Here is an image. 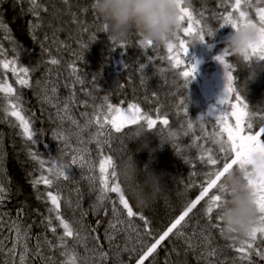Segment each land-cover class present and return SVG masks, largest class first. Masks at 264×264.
Listing matches in <instances>:
<instances>
[{
	"label": "trees",
	"instance_id": "trees-1",
	"mask_svg": "<svg viewBox=\"0 0 264 264\" xmlns=\"http://www.w3.org/2000/svg\"><path fill=\"white\" fill-rule=\"evenodd\" d=\"M256 2L257 0H252L253 5ZM92 3L84 6L81 0H67V2L65 0H41L39 3L41 7L49 9L46 16H41V18L45 17V20L31 17L24 21L20 12L25 11L26 0H0V22L5 26L0 28V60L11 61L18 57L17 67L29 68L31 87H22L17 84L16 77L3 68H0V81L11 84L17 90L16 94L20 92L24 95L23 99L18 101V110H21V114L26 118H31L37 140L36 144L26 141L19 122L5 112L8 100L15 101L14 97L6 98L0 93V185L6 189L4 202L8 209L6 226L15 227L17 224L22 235L26 234V238L36 239L34 243L40 244L37 252L48 258L44 264H65L67 257L63 253L66 249L75 253L76 264H95L94 261L89 260V249L99 258V263L113 264L103 262L104 258L101 259L99 255L101 251L106 253L104 248L108 242L107 238L101 234V229L103 224H109V221L115 219L111 212L112 201H116L118 205L116 194L109 193L110 199L105 200L102 206L97 200L94 202L97 206L94 212L82 216L83 211L81 210L84 207L82 196L86 189L78 176L79 173L73 167L68 170L70 179L66 181L61 179L51 189H46L43 184L35 188L32 186V180L41 175L42 169L39 168V163L28 155L29 151L36 152L41 159L50 162V165L45 168L50 167L52 163L59 165L70 163L64 151L63 139L54 138L60 136L59 121L51 107L40 100V83L44 77L48 75L55 77L54 81L58 80L59 90L69 91L70 99L74 93V99L71 101L75 102L77 108L75 116L80 125L75 129L81 139L88 144L92 158L98 166L101 154L95 141L91 139L92 134L96 132V126L86 128L82 132L81 128L84 127L86 119L91 118L104 105L105 96L108 97V103L116 106L126 107L128 103H136L143 111L153 116L156 115L157 108L160 109L161 116L167 113L169 119L167 129L175 133L169 144L161 146L158 138L150 132L135 141H127L126 138V142L118 146L119 134L113 132L110 145H105L103 148V155H111L116 166L127 157L130 151L138 167L147 166L155 174L163 176L161 193L147 209L136 207L119 181L131 206L137 212V216L132 218L134 224L142 226L143 222L139 220V214L145 215L151 222L154 235L166 230L170 222L198 195L200 185L204 181V173L210 168L199 159L202 152L200 145L213 148L218 158L223 155L210 141L203 138L197 141L198 151L194 150V146H189L193 145L196 136L203 137L204 135L197 121L198 117H205L204 130L208 134L213 132L215 123V118L207 115L212 106L203 99L201 80L197 73L185 88L183 78L178 75L184 66L182 65L180 69L170 66L166 58L167 50L163 44L147 49L139 47V36L136 32L131 33L125 42L127 45L125 48L121 49L119 45L113 48L105 32L99 30L103 22L95 14L93 8L90 9ZM183 3L190 8L194 18L201 19L203 24L213 31L218 30L222 21L214 14L225 11L220 6V0H183ZM260 6H264V3ZM244 9L255 21V8L245 7ZM201 13H203L202 16ZM30 19L33 21L32 24ZM36 24L41 25L42 28L35 27ZM184 26L186 22L182 25ZM227 27L219 29L214 37H206L205 42L198 43L189 50L191 55L197 48L200 49L199 53L205 59V64L201 69L206 73L213 71L214 62H217L214 57L225 48V42L230 36L231 29L229 26V31H227ZM25 28L29 33L27 39L22 38ZM93 36L95 39H92ZM181 37L189 39V37H183L182 33ZM60 53L61 55L58 56ZM53 58L59 63L52 65L50 60ZM126 58L132 59V63L123 68L121 61ZM228 62L233 65V75L237 83L247 81L257 65L255 79L247 83L246 91L241 94L249 105V111L256 117L254 126H259L260 117H264V61L257 63L253 59L251 63H248L230 53ZM141 65L145 66L143 72H141ZM73 66L77 69L75 75L72 71ZM114 68L118 69V74L113 72ZM77 75L84 80V84L76 82ZM169 79L173 80L168 82ZM73 82L75 90L72 89ZM65 84L68 86L67 90L64 89ZM127 86H130L129 92L121 101L120 98L126 92ZM181 100L184 101V105L178 108L177 105ZM185 107L188 109L187 113H185ZM83 113H87V117L82 115ZM189 121L194 123V130L185 135ZM161 128L165 127L158 126L154 130ZM105 131L107 132V128ZM74 139L71 136L72 142ZM130 145L135 146L128 150L127 146ZM124 153L125 156L122 158ZM43 174L48 175L47 172ZM49 190L53 193L59 192L62 216L80 233V239L67 238L65 247H60L58 239L63 235V229L58 221H55V213L48 212V208L52 207L50 201L46 196L41 198L37 194V192ZM65 193H68L66 197ZM177 193H183V195L178 196ZM99 195L98 191L95 199ZM86 201H89V198ZM118 207L122 208L119 205ZM204 207L205 202L201 201V204L186 218L187 227L183 229L185 237L177 238L175 235H170L171 238H175L176 246L175 242L174 244H163L145 264H198V254L192 251V248L187 249L185 238L194 236L192 238L194 243L197 240L203 242L201 231L205 236L211 233L210 245L221 255L224 254L226 257L224 258L229 261L228 264H247V261L242 262L238 259L239 254L232 247V245L238 247L241 239L226 238L221 235L218 228L211 227L204 215ZM21 208L23 212L18 216L17 212ZM38 208L43 209L41 219L40 221L36 219V225H32L34 221L30 219L32 215L35 217L39 215ZM75 212H78V216H74ZM23 214L26 217L22 220ZM49 215L53 218L52 226L57 228L55 234L47 225L46 218ZM216 217L217 213H214L213 224L216 223ZM91 223L94 224L95 229L90 225ZM1 227L0 220V234L3 231ZM15 237L16 232L14 231L11 240L14 241ZM0 246L3 247V245ZM3 248L4 252L0 253V262H9L7 251L5 247ZM254 248L264 251V241L258 238ZM37 252L35 251V254ZM252 262L253 264H264V260L256 256L254 252Z\"/></svg>",
	"mask_w": 264,
	"mask_h": 264
},
{
	"label": "snow or ice",
	"instance_id": "snow-or-ice-1",
	"mask_svg": "<svg viewBox=\"0 0 264 264\" xmlns=\"http://www.w3.org/2000/svg\"><path fill=\"white\" fill-rule=\"evenodd\" d=\"M67 2V0H65ZM178 11L180 13V22L181 29L179 39L174 42H166L164 47L167 50V60L169 64L174 69H180L181 66H184L182 71L178 72V75L181 76L184 80V87L187 88L191 83L192 79L195 78L197 72V65L199 61L193 59L189 61L186 57L189 54V45L187 40L181 37H190L192 35H198L201 39V43L205 42L206 37H214L216 32L224 28L225 26H230L233 30H238L241 26L244 25H253L257 28L258 38L254 44L248 46L244 53H242V60L248 63H251L253 59L258 63L259 61H264V6H260L264 3V0H257L256 4L252 6V0H234L233 3H229L228 0H220V6L225 9L224 12L215 13L214 15L218 17L222 23L219 24V28L216 31L207 27L203 24V21L198 18H194L190 8L183 3V0H177ZM32 8L30 11L39 18V12L37 9L41 7L38 3V0H31ZM246 5L249 7L255 8L256 17L258 20L254 21L250 18L249 13L243 10ZM46 10V9H45ZM203 13H201V16ZM186 22V26L182 25ZM5 27L2 22H0V28ZM35 27H39V24H36ZM100 31L106 32L107 25L101 24ZM139 41L138 46L141 48L155 47L151 41H145L143 37L138 33ZM95 39V36L92 37ZM127 45L126 43L120 44L118 47L123 49ZM116 45H113V48H116ZM230 52L224 48L214 59L222 65L223 75L225 80V86L221 98L218 100V104L211 108L208 112L209 117L215 118L214 130L211 134H208L204 130V121L205 117L200 116L197 118V121L200 124L201 132L204 133L203 137L196 136L193 140V146H196L197 141L200 139H205L210 141L217 149V151L222 155V157H217L213 148L205 147L200 145L202 152L199 159L210 166L209 170L204 173L205 179L200 185L199 193L195 199L191 200L180 212L178 216L173 219L169 226L159 234L158 237L153 238V242L145 243L144 237L152 236L151 222L143 214H139V220L143 222V225H135L132 218L137 216V212L134 211L131 206L129 199L126 197L125 192L119 183L116 175V164L111 155H103V148L105 145H110L112 139V133L116 134H125L131 126L143 123L148 129H156L158 126H163L165 128L169 125V119L167 113L163 116L160 114V109L157 108L156 115L153 116L148 112H145L141 107L136 103H128L126 107L116 106L111 103H108V97H104V105L100 107L93 114L91 118L86 119L85 125L81 128V132L90 128L93 125L96 126V132L92 134L91 139L95 141L97 149L101 154V159L99 160V184H100V195L97 197V200L103 202L110 199L108 196L109 193L116 194L118 198V207L116 201H112V215L115 218L114 221H109V228L105 230V237L108 239L111 244L115 240V233L117 231L118 225L126 224L128 228L135 233L136 240L133 241V236L129 233L125 234V246L123 247L124 252L136 253L137 248L135 244H140L139 253L135 259V264H145L146 261H149L150 257H153V254L156 253L158 246L162 244L170 235H175L177 238L185 237L183 229L187 227V220L190 214L198 205L201 204V201L205 202L204 215L207 218L211 227L218 228L221 235H223L224 229L221 227V222L219 217H216V223H212L213 214L217 213L220 204L224 200V194L219 189V181L222 176L230 169L241 168L248 169L252 167L254 172L249 178L247 172L245 174V180L247 186L252 191L255 196V203L258 209V218L256 226L248 234L247 238L240 241V245L237 247L232 245L235 248V251L239 254L238 259L242 262L247 261V264H253L252 254L255 253L261 260H264V251L254 248L255 241L259 238L264 241V163L259 166L255 165L254 158L260 157L264 159V117H260L259 126H254V120L256 117L253 113L249 111V105L243 98L242 94L237 91L233 82L235 77L233 75V65L228 62V57ZM17 58H13L11 61L0 60V68H3L6 72L10 71L13 76L16 77V83L22 87H31L29 79V68L27 67H17ZM52 65H56L59 61L55 58L50 60ZM145 66L141 65V72H143ZM73 75L76 74L77 69L72 67ZM163 71V69L161 70ZM76 82L84 84L78 75L76 76ZM39 85V82H37ZM47 92V89L44 90ZM17 90L12 87L11 84L6 83L5 81H0V93H4L5 97H15V101L9 99L8 106L5 109V112L14 117L19 122V127L22 130V135L25 137L26 141L36 144L37 140L35 139L36 133L33 130L31 118H26L21 114L19 109V97L16 96ZM53 95L56 93V89H52ZM71 99H74V93L72 94ZM44 102H51V97L45 95ZM181 105H184V101L181 100L180 104L177 105L179 108ZM53 107H56L54 104ZM185 113L188 109L185 107ZM67 115L69 111L68 104L65 103L64 108L61 110ZM82 115L87 117V113ZM58 118L63 121L64 116H58ZM67 118L71 121L73 125L80 127L77 120L73 119L70 115ZM107 128V132L105 129ZM194 130V123L189 121L187 124V130L185 135H188ZM59 139H67L62 133L59 137H54ZM84 152H87V149H84ZM28 155L34 160L37 161L42 169L41 175L32 180V186L35 188L40 184L45 185L46 189H51L58 181L61 179L68 180L70 175L68 170L73 165H79L83 168L86 163L85 157L83 154L73 156L70 163L66 166H60L59 164L52 163L50 167L45 168L46 161L41 159L36 152L29 151ZM89 167H92L89 165ZM43 172H47L48 175H44ZM195 175V173H193ZM95 182L96 177L92 178ZM6 198V189L4 186H0V205L4 204ZM39 198V197H38ZM46 198L50 201L52 207L48 208V212L55 213V221H58L59 226L63 229V235L58 239L60 241V247L66 246L67 238L80 239V233L74 229L72 224L64 219L60 212L61 208V196L59 192L53 193L52 191L46 192ZM94 210L97 208L96 205L93 206ZM23 212V208L19 209L17 215L19 216ZM126 213V218L121 219L122 216ZM47 225L50 228L53 234L56 233L57 228L53 225V218L49 215L47 218ZM111 231L112 234H109ZM16 237L12 244V247L7 250L8 255L13 259V264H15V257L17 255L18 247L22 248V251L18 253L19 255V264H27V258L29 253V248L27 243H22L26 239V234L21 233L19 225L15 227ZM201 236L204 240L205 248L210 247L211 243V233L205 236L203 231H201ZM98 239V238H97ZM39 241V237H37ZM47 242V241H46ZM50 244V242H48ZM185 243L189 248H192L191 237L185 238ZM128 244H133V247H128ZM0 245H3V241L0 240ZM40 248V244L37 243V249ZM4 252V248L0 246V253ZM36 255H40L39 252ZM67 257L65 264H76V255L74 252H69L67 249L63 253ZM101 259L106 258L107 253H99ZM216 255L215 249H210L207 251L206 255L203 257L207 260L208 264H213L211 257Z\"/></svg>",
	"mask_w": 264,
	"mask_h": 264
},
{
	"label": "clouds",
	"instance_id": "clouds-1",
	"mask_svg": "<svg viewBox=\"0 0 264 264\" xmlns=\"http://www.w3.org/2000/svg\"><path fill=\"white\" fill-rule=\"evenodd\" d=\"M247 7L249 6L246 5ZM92 8L103 24L107 25L105 34L112 45L125 43L132 32L139 33L145 41H151L154 45H164L179 39L181 22L177 0H93ZM257 38V28L251 24L244 25L230 34L226 39L225 48L232 55L242 58V53L249 45L254 44ZM187 43L189 48H193L201 43V39L198 35H192ZM256 71L257 65L247 81H234V88L244 93L247 83L255 79ZM150 132L158 138L161 146L169 144L175 135L171 129L150 130L143 123H138L131 126L125 136L127 141H135ZM254 162L259 166L264 163V159L255 157ZM246 172L251 178L254 169H230L219 181L224 200L219 206L217 216L224 229L223 235L229 239L239 237L244 240L256 226L258 209L255 196L245 180ZM116 175L136 207L140 209L150 207L161 193L163 176L155 174L147 166L138 167L130 151L127 157L117 164Z\"/></svg>",
	"mask_w": 264,
	"mask_h": 264
},
{
	"label": "rangeland",
	"instance_id": "rangeland-1",
	"mask_svg": "<svg viewBox=\"0 0 264 264\" xmlns=\"http://www.w3.org/2000/svg\"><path fill=\"white\" fill-rule=\"evenodd\" d=\"M234 0H229V3H233ZM245 10V9H243ZM255 21H257V17L256 14L254 15ZM227 31H229V26L227 27ZM234 30L231 28L230 29V34L233 32ZM229 34V35H230ZM200 49L197 48L194 52H192V56L190 54H188L187 56V60L192 61L193 59H195L196 61H199L198 65H197V76L199 78V80H201V89L203 92V99L204 101L211 105L213 108L214 106H216L218 104V100L221 98L222 94H223V90H224V86H225V80H224V75H223V67L221 66V64L214 62V67H213V71L211 73H206L205 70H202L201 67L205 64V59L202 57V55L199 53ZM208 69V68H205ZM57 84V85H55ZM55 88L56 89V93L55 95H53L52 93V89ZM47 89V92H45L44 90ZM64 89H68V86H66L65 84V88ZM4 95V93H2ZM69 91H64L63 94L60 92L59 88H58V80L54 81V80H47V77L42 80V82L40 83V100L43 103L44 102V97L45 95L51 97V102H48L46 104L49 105V107H51L52 111L55 113V116L57 118V120L59 121L60 124V130H59V135L62 133L65 137H67V139H63V144H64V151L67 153V157L69 162L71 161L73 156H79L81 154L84 155L85 160L88 162L86 163V165L81 168L78 164L77 165H73L72 167L75 168L77 170V173L81 182L84 185V188L86 189V192H89L90 195V199L92 202L93 196H96L98 194V191L100 189V184H99V166L96 165V163L94 162L91 152L88 148V144L81 139V137L79 136V133L77 131L76 125H73L71 123V121L67 118V116H71L73 119L76 120V116L75 113L72 111V107L70 105V103L68 102V100L70 99V96L68 95ZM68 96V98H67ZM65 103L68 104L69 107V111L67 113V115H65V113L63 111H61L64 108ZM56 105V107H53V105ZM58 116H64L65 118L63 119V121H61ZM127 131V130H126ZM69 136V137H68ZM71 136L73 138H75L73 140V142L71 141ZM126 142V137L125 134H119L118 138H117V145L121 146ZM84 149H87V152H84ZM89 165H91L92 167H89ZM0 168H1V159H0ZM96 177L95 182H93L92 178ZM1 186V185H0ZM76 211V210H75ZM126 214H124V216L121 217V219H124L123 217H125ZM129 233L133 236V241L135 242L136 237H135V233L132 232V230L130 228H128V226L126 224L124 225H118L117 231L115 233V240L111 243V246H113V248L115 247H120V246H125V234ZM112 234V233H110ZM194 236L191 237V240ZM13 240H11V238L9 237L6 241L3 242V247H5V251H7L9 248L12 247L13 244ZM109 242V241H108ZM193 247H192V251L197 252L199 246L194 243L192 241ZM128 247H133V244H128ZM135 247L137 248V252L136 253H128L125 252V254L127 255V257L129 258L128 261L125 262V264H135V259L139 253V249H140V244H135ZM187 249L189 250L190 248L187 245ZM117 250H121L120 248ZM22 251V248L18 247L17 249V254ZM198 253V252H197ZM8 255V252H7ZM88 255H89V260L91 262H93V252L89 249L88 251ZM200 256V254H198ZM205 255L201 254V258L203 260H205L203 257ZM8 260L10 263H12L13 259L10 255H8ZM16 258V257H15ZM206 261V260H205ZM29 262V260H28ZM27 262V264H28ZM19 264V263H18ZM116 264H121L116 263Z\"/></svg>",
	"mask_w": 264,
	"mask_h": 264
},
{
	"label": "bare ground",
	"instance_id": "bare-ground-1",
	"mask_svg": "<svg viewBox=\"0 0 264 264\" xmlns=\"http://www.w3.org/2000/svg\"><path fill=\"white\" fill-rule=\"evenodd\" d=\"M40 1L41 0H38V2L40 3ZM93 2V0H81V4H83L84 6H87V5H89V4H91ZM26 4H27V7H26V9H24L25 11L24 12H20V14H21V16L23 17V19H24V21H27V19H29V18H31V17H36L34 14H33V12L32 11H30V9L32 8V4H31V0H26ZM46 8H42V7H40L39 9H37V11L39 12V18L38 19H42V20H45V17L44 18H41V16H46V13L48 12V10L49 9H46ZM90 9H92V6H91V8ZM37 18V17H36ZM16 22H18V21H16ZM30 22H31V24L33 23V21L30 19ZM39 22V21H38ZM39 28H42L41 27V25H39ZM29 37V33H28V31H27V29L25 28V31H24V34H23V37L22 38H24V39H27ZM61 55V53L60 54H58V56H60ZM63 57H64V55H63ZM125 58V57H124ZM9 61V60H8ZM129 63H132V59L131 60H129V59H123V61H121V65H122V67L124 66V67H127V65L129 64ZM123 67V68H124ZM134 69V68H133ZM166 69V68H165ZM113 72L114 73H116V74H118V69L117 68H114L113 69ZM166 72H168V70L166 69ZM47 77V80H54L55 79V77H53V76H50V75H48V76H46ZM46 77H44V79L46 78ZM43 79V80H44ZM171 80H173V79H169L168 80V82L169 81H171ZM74 85V82H73V84H72V89L73 90H75L76 89V87L75 86H73ZM124 89V88H123ZM129 89H130V86H127V90H126V92L124 93V95L120 98V100L121 101H123L124 100V98H125V96L128 94V92H129ZM62 94H63V92L62 91H60ZM16 96H18L19 97V101L20 100H22L23 99V97H24V95H22L20 92L19 93H17L16 94ZM36 97V96H35ZM67 98H68V96H67ZM41 99V98H40ZM69 99V98H68ZM14 100H15V97H14ZM36 100H37V97H36ZM68 102L70 103V105H71V107H72V111L74 112V113H76V110H77V108L75 107V102L74 101H71V99H69L68 100ZM46 104V103H45ZM48 105V104H47ZM49 106V105H48ZM0 109H1V106H0ZM141 145V144H140ZM135 145H130V146H127V149L129 150V149H133V147H134ZM190 147H192L193 145H189ZM194 150L195 151H198L199 150V148L197 147V146H194ZM44 152H48V151H44ZM124 152H128V151H124ZM125 156V153L124 154H122V158ZM120 158H121V154H120ZM48 165H50V162H47L46 161V164H45V166H48ZM38 166H40V165H38ZM40 168V167H39ZM1 169V168H0ZM204 179H205V177H204ZM46 192L47 191H40V192H37V194L39 195V197H41V198H44L45 196H46ZM34 193V192H33ZM35 194V193H34ZM68 195V193H65L64 194V196L66 197ZM95 197L96 196H93V199H92V202H89V201H91V199H90V195H89V192H85L84 193V195L82 196V201H84V207H83V209L81 210V211H83L82 212V216H84V215H86V214H88V213H91V212H94V208H93V206L95 205L94 204V202L95 201H97V199H95ZM87 198H89V201H86V199ZM130 200H131V202H133L134 203V201L132 200V198L130 197ZM68 201V200H67ZM69 204H70V202H69ZM68 204V205H69ZM38 212H39V215L38 216H34V215H32V217H31V219H30V221L31 220H33L34 222L32 223V225H36L35 223H36V219H37V221H40V219H41V215H42V213H43V209L42 208H38ZM74 216H78V212H75L74 213ZM26 216L23 214L22 215V220L25 218ZM124 219L126 218V216L125 217H123ZM0 220H1V228H2V233L0 234V240H2L3 242L4 241H6L9 237L11 238V236H12V234H13V232L15 231V227H16V225H15V227L14 226H6L7 224H8V209H6V204L4 205V204H2V205H0ZM29 221V220H28ZM114 221V220H113ZM28 223V222H27ZM90 225H92L93 227H94V229H95V226H94V224H90ZM109 228V224L108 223H105V224H103L102 225V229H101V234L103 235V236H105V230L106 229H108ZM111 233V231L109 232V234ZM159 234H162V232H160V233H158V234H156V235H154V234H152V236L151 237H148V236H145L144 237V241H145V243H151V242H153V238L154 237H158V235ZM237 238H239V237H234L233 239H237ZM175 238H171V237H169V238H167L164 242H162V244L160 245V246H158V248L159 247H161L163 244H165V243H172V244H174L173 242H175V246H176V241L174 240ZM221 239H223L222 237H221ZM32 240V241H31ZM35 240L36 239H33V238H31V237H28V238H26L25 240H23L22 241V243H27V245H28V248H29V253H28V258H27V262H28V260H29V262H28V264H44L45 263V260L46 259H48L45 255H36L35 254V251L37 252L38 251V249H37V243L35 244L34 242H35ZM107 241H108V239H107ZM191 241H193V239L191 240ZM196 244L199 246V248H198V250H197V252H196V254H200V256L199 255H197L198 256V264H208V262H207V260L205 261V260H203L202 258H201V254H204V255H206V253H207V251L208 250H210V249H215L212 245H210V247L209 248H205V246H204V241L203 242H201V241H199V240H197L196 241ZM193 245V244H192ZM141 246V245H140ZM87 247L88 248H90V245L89 244H87ZM123 245L122 246H120V247H115V248H113V246H111V244L109 243V242H106V247L104 248L105 249V251H106V253H107V256H106V258H104V261L103 262H106V263H108V262H111V263H113V264H116V263H121V264H125V262L126 261H128V257H127V255L125 254V252L123 251ZM121 249V250H117V249ZM216 250V249H215ZM192 254V253H191ZM225 256H224V254H220L217 250H216V255L215 256H213V257H211V260L213 261V264H220V263H225V264H228V262L229 261H227L225 258H224ZM7 258H9V257H7ZM93 261H94V263L95 264H98L99 263V258L98 257H96L95 256V254H93ZM19 263V255L17 254L16 255V258H15V264H18ZM0 264H13V261H12V263H10V262H4V261H1L0 262ZM99 264H102V263H99ZM189 264V263H188Z\"/></svg>",
	"mask_w": 264,
	"mask_h": 264
}]
</instances>
